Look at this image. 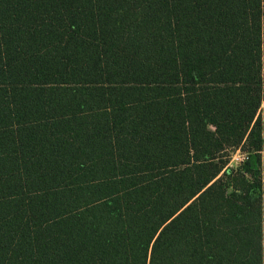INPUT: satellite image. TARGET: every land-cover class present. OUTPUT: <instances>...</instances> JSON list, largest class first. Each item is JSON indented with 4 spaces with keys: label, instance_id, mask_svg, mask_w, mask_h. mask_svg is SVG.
I'll use <instances>...</instances> for the list:
<instances>
[{
    "label": "trees",
    "instance_id": "1",
    "mask_svg": "<svg viewBox=\"0 0 264 264\" xmlns=\"http://www.w3.org/2000/svg\"><path fill=\"white\" fill-rule=\"evenodd\" d=\"M0 264H264V0H0Z\"/></svg>",
    "mask_w": 264,
    "mask_h": 264
},
{
    "label": "rangeland",
    "instance_id": "2",
    "mask_svg": "<svg viewBox=\"0 0 264 264\" xmlns=\"http://www.w3.org/2000/svg\"><path fill=\"white\" fill-rule=\"evenodd\" d=\"M241 153L240 152H232V153H230L231 160L229 159L228 167L237 166L243 160V158L246 157L245 154H241Z\"/></svg>",
    "mask_w": 264,
    "mask_h": 264
},
{
    "label": "built area",
    "instance_id": "3",
    "mask_svg": "<svg viewBox=\"0 0 264 264\" xmlns=\"http://www.w3.org/2000/svg\"><path fill=\"white\" fill-rule=\"evenodd\" d=\"M244 159V158H243Z\"/></svg>",
    "mask_w": 264,
    "mask_h": 264
}]
</instances>
